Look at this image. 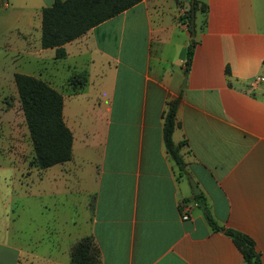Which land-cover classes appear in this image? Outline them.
<instances>
[{"label":"crops","instance_id":"obj_1","mask_svg":"<svg viewBox=\"0 0 264 264\" xmlns=\"http://www.w3.org/2000/svg\"><path fill=\"white\" fill-rule=\"evenodd\" d=\"M196 1L193 35L190 0H140L56 57L41 46L53 0H0V264H72L86 236L101 264H244L225 229L264 264V0ZM15 73L62 95L68 160L35 165ZM179 95L184 173L162 140ZM187 174L220 229L198 204L181 218L179 202L196 201Z\"/></svg>","mask_w":264,"mask_h":264},{"label":"trees","instance_id":"obj_2","mask_svg":"<svg viewBox=\"0 0 264 264\" xmlns=\"http://www.w3.org/2000/svg\"><path fill=\"white\" fill-rule=\"evenodd\" d=\"M140 0H53L42 9L41 46L55 47V56L62 57V45L98 23L133 6ZM182 14V19L190 26L196 10V0ZM196 41L192 37L185 57V71L188 70ZM20 107L29 132L34 151V163L45 168L68 160L71 156L72 134L62 119V95L46 82L34 76L14 74ZM181 95L170 99L162 113V140L169 157L180 173L186 171V164L179 152L183 142L174 143L172 133L177 125L176 111ZM201 207L208 224L214 229L221 226L214 220L202 194L194 196ZM240 249L244 264H259V256L253 248L252 240L245 234L225 229ZM72 264H101L99 251L93 238H81L70 251Z\"/></svg>","mask_w":264,"mask_h":264},{"label":"built area","instance_id":"obj_3","mask_svg":"<svg viewBox=\"0 0 264 264\" xmlns=\"http://www.w3.org/2000/svg\"><path fill=\"white\" fill-rule=\"evenodd\" d=\"M262 79H263L262 77H260V76H256V77H254V78L252 79L251 84H256L258 81H260V80H262ZM192 204H195V205H196L197 202L195 201V202H193V203H190V202H188V201H186V200H181V201L179 202L180 216H181L182 219H187V218H188V211H189L190 206H191Z\"/></svg>","mask_w":264,"mask_h":264},{"label":"water","instance_id":"obj_4","mask_svg":"<svg viewBox=\"0 0 264 264\" xmlns=\"http://www.w3.org/2000/svg\"><path fill=\"white\" fill-rule=\"evenodd\" d=\"M190 31H191V33H192V35H193V34H194L193 17H192V19H191ZM185 79H186V74L184 75V78H183V85H184V81H185ZM187 177H188V180H189V182H190V185H191V188H192V192H193V194H194V195L199 194L200 190L198 189L196 183L193 181L192 177H191L189 174H187Z\"/></svg>","mask_w":264,"mask_h":264},{"label":"bare ground","instance_id":"obj_5","mask_svg":"<svg viewBox=\"0 0 264 264\" xmlns=\"http://www.w3.org/2000/svg\"><path fill=\"white\" fill-rule=\"evenodd\" d=\"M194 200H195V199H194ZM194 200H193V201H194Z\"/></svg>","mask_w":264,"mask_h":264}]
</instances>
